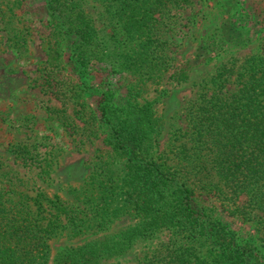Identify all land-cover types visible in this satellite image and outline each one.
<instances>
[{"label":"trees","instance_id":"obj_1","mask_svg":"<svg viewBox=\"0 0 264 264\" xmlns=\"http://www.w3.org/2000/svg\"><path fill=\"white\" fill-rule=\"evenodd\" d=\"M114 1L111 18L128 42L135 40L138 49L131 55L135 62L152 60L166 41L160 39L156 23L169 6L191 2ZM76 3L43 0L54 32L72 36L75 61L85 64L89 49L96 45V30ZM239 9L233 4L229 15H241ZM232 24L229 18L228 35L235 37L238 29ZM234 61L217 65L211 74L212 87L201 86L187 101V121L181 128L185 139L173 152L172 162L154 155L153 140L160 122L151 115L150 105L137 106L127 99L115 103L110 93L101 91L97 117L107 125L108 141L122 156L120 170L107 159L93 161L95 169L81 184L68 187L73 200L39 189L29 193L17 188L10 177L0 179V264H46L50 238L63 234L71 238L89 229L94 236L59 246L51 264H113L112 259L134 241L160 229L169 231L167 240L132 264H264V233L258 236L263 245L251 235L241 237L224 227L213 208L194 198L197 190L223 194L227 199L244 194L245 206L257 210L264 231V52L248 54L235 69ZM44 72L46 78L41 81ZM232 73L235 82L229 80ZM38 77L42 91L51 80L56 82L47 65ZM228 81L234 85L226 86ZM4 148L21 166L37 167L41 178L49 173L50 160L35 157L26 141L18 139ZM121 214L136 220L107 232L112 219Z\"/></svg>","mask_w":264,"mask_h":264},{"label":"rangeland","instance_id":"obj_2","mask_svg":"<svg viewBox=\"0 0 264 264\" xmlns=\"http://www.w3.org/2000/svg\"><path fill=\"white\" fill-rule=\"evenodd\" d=\"M75 1L96 30V45L89 49L85 64L75 61L72 36L54 32L43 0H0V63L16 62L15 68L23 72L21 75L14 70L16 74L9 75L0 64V179L10 177L17 188L29 193L38 189L47 195L56 192L64 200H73L68 187L81 184L95 169L93 161L107 159L118 170L123 162L108 141L107 125L97 117L96 101L101 91L110 93L115 103L125 99L137 106L148 103L151 115L160 122L153 140L154 155L172 162L173 152L185 139L181 128L187 121L185 105L189 98L197 95L201 86L212 87L211 74L220 63L234 58L235 69L248 54L264 52V0H191L169 6L156 23L160 39L166 41L158 46L152 60L138 63L131 56L138 49L135 40L128 42L121 26L111 18L116 1ZM235 3L241 15L230 16ZM229 18L238 29L235 37L228 35ZM117 38L120 42L115 41ZM43 65L48 66L56 81L51 80L45 91L38 84ZM233 75L229 80L235 82ZM43 78L46 72L41 81ZM234 82L228 81L226 86ZM18 139L31 146L35 157L50 160L49 173H44L43 178L37 167L21 166L4 148ZM220 196L197 190L194 198L213 208L225 228L241 237L251 235L258 245H263L258 238L264 233L259 213L245 206V195L232 199ZM135 220L121 214L112 219L107 232ZM91 236L94 235L89 229L73 238L65 234L50 238L46 264H51L52 253L64 242L75 243ZM168 236V230L160 229L145 239H137L112 263L132 264Z\"/></svg>","mask_w":264,"mask_h":264},{"label":"crops","instance_id":"obj_3","mask_svg":"<svg viewBox=\"0 0 264 264\" xmlns=\"http://www.w3.org/2000/svg\"><path fill=\"white\" fill-rule=\"evenodd\" d=\"M1 65H2V67L4 68V72H6L7 74H9V75H14V74H16V72H14V70H17V67L15 68V64H16V62H11L10 60L9 61H5V62H3V63H0ZM21 75L23 74V72H22V70L21 69H18L17 70ZM74 237H76V236H74ZM73 238V237H72ZM85 238V237H84ZM84 239H82L81 241H78V242H75V243H72V242H64L63 243V245L64 244H66V243H72V244H77V243H79V242H82ZM62 246V245H61ZM55 251V250H54Z\"/></svg>","mask_w":264,"mask_h":264}]
</instances>
